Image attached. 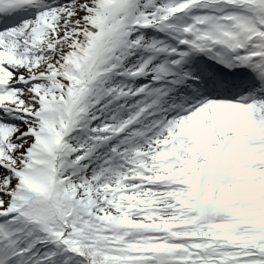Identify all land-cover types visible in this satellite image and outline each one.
Wrapping results in <instances>:
<instances>
[{
    "label": "snow or ice",
    "instance_id": "6c2138e0",
    "mask_svg": "<svg viewBox=\"0 0 264 264\" xmlns=\"http://www.w3.org/2000/svg\"><path fill=\"white\" fill-rule=\"evenodd\" d=\"M0 264H264V0H0Z\"/></svg>",
    "mask_w": 264,
    "mask_h": 264
}]
</instances>
